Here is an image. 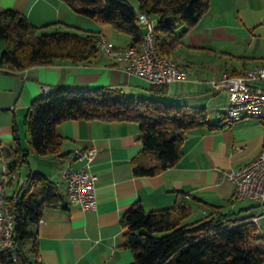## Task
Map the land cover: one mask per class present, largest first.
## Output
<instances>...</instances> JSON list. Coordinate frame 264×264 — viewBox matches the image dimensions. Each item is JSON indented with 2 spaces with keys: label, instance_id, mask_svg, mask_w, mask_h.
Here are the masks:
<instances>
[{
  "label": "crops",
  "instance_id": "0c3cea01",
  "mask_svg": "<svg viewBox=\"0 0 264 264\" xmlns=\"http://www.w3.org/2000/svg\"><path fill=\"white\" fill-rule=\"evenodd\" d=\"M251 4V0H209L205 12L187 32L182 33L185 25L177 21L176 31L181 35L169 57L185 71L186 78L166 84L165 94L152 93L143 78L126 72L121 63L109 59L100 49L85 62L58 61L16 71L0 67V166L17 158L20 172L30 155L32 159L49 157L55 162L54 169L47 172L28 163L27 173L32 170L45 174L65 195L61 171L83 165L72 159L71 153L88 147L98 150L88 167L96 175L94 206L82 209L70 204L66 197L63 205L44 206L35 226L33 264H132L134 255L124 244L125 229L120 219L138 204L145 211L160 209L172 206L183 193L193 219L207 216L210 205L221 206L224 211L232 209L229 202L233 183L223 174L258 155L264 147V122L254 118L229 122L220 115L218 107L209 110L216 106L215 98L223 91H213L210 82L223 74L237 75L255 66L237 69L224 65V69H219L217 63L200 59L199 54H214L222 46L227 50L239 23H246ZM132 6L136 8L137 4ZM5 9L18 11L38 27L69 25L98 32L118 47L132 44L127 33L74 12L64 0H0V12ZM150 17L156 21L155 16ZM140 27L144 32L145 25L140 23ZM3 48L0 41V52ZM43 85L74 90L116 87L130 98L153 95L147 98L203 109L206 122L185 132L177 162L154 175L133 173L132 160L141 153L142 143L137 124L130 121L64 120L56 125V131L63 138L61 153L65 155L39 156L30 149L27 120L29 107L43 96ZM208 111L215 112L211 120ZM255 206L256 201H248L240 208ZM243 211L240 215H250ZM253 212L256 213L252 216L259 215L260 208Z\"/></svg>",
  "mask_w": 264,
  "mask_h": 264
},
{
  "label": "trees",
  "instance_id": "16d2710c",
  "mask_svg": "<svg viewBox=\"0 0 264 264\" xmlns=\"http://www.w3.org/2000/svg\"><path fill=\"white\" fill-rule=\"evenodd\" d=\"M64 1L97 24L127 33L132 44L141 43L144 33L137 13L155 16V44L159 53L169 56L181 35L176 31L177 21L185 25L182 33L187 32L205 12L209 0H136V8L126 0ZM100 37L98 32L69 25L38 27L18 11L5 9L0 12V41L4 43L0 67L16 71L58 61H89L99 51L96 40ZM149 90L167 92L166 84H150ZM205 118L203 109L147 97L130 98L116 87H54L29 107L28 143L39 156H64L63 138L56 131V125L64 120L134 122L140 130L142 149L132 160L133 173L154 175L177 162L185 132L204 124ZM19 163L17 158L12 160L8 169L17 168ZM24 178L26 185L6 197L14 213L13 247L0 253V263H35V226L42 208L63 205L66 197L41 172L30 170ZM229 203L237 202L231 197ZM243 210L224 211L221 206L210 205L207 216L188 220L189 206L183 193L172 206L160 209L145 211L138 204L120 219L125 229L124 244L133 252L132 264H261L264 236L249 221L252 215H240Z\"/></svg>",
  "mask_w": 264,
  "mask_h": 264
},
{
  "label": "built area",
  "instance_id": "2783aa9c",
  "mask_svg": "<svg viewBox=\"0 0 264 264\" xmlns=\"http://www.w3.org/2000/svg\"><path fill=\"white\" fill-rule=\"evenodd\" d=\"M139 23L145 25L142 41L139 46L129 44L118 47L103 37L96 40L97 47L111 60L121 63L122 68L143 78L150 84H168L186 78L185 71L171 57L159 53L155 44L154 28L156 21L145 14L137 13ZM264 25V20H262ZM213 91H226L227 105L220 111L229 122H237L245 118H254L264 122V65L247 69L240 74H223L211 80ZM43 96L48 95L54 86L43 85ZM98 150L95 147L75 149L71 158L83 163L78 168H66L61 171L65 183V195L68 202L80 208H91L95 203L96 175L88 167L94 160ZM224 177L233 183L232 200L241 202L254 199L261 210L259 215L249 221L264 236V147L258 155L234 170L224 172ZM18 168L8 169L3 162L0 169V253L13 247L14 213L6 201L11 193L6 188L16 191L26 185V179L20 177Z\"/></svg>",
  "mask_w": 264,
  "mask_h": 264
},
{
  "label": "rangeland",
  "instance_id": "374dc122",
  "mask_svg": "<svg viewBox=\"0 0 264 264\" xmlns=\"http://www.w3.org/2000/svg\"><path fill=\"white\" fill-rule=\"evenodd\" d=\"M126 1L131 5L137 4L136 0ZM251 3L250 9L246 12V23H239V27L234 32L235 37L229 44V48L226 50L222 46V48H218L219 50H216V53L214 54L203 52L199 54L200 59L209 58L219 65V69H224V65L227 68L235 67L237 69L264 65V25H262V20H264V0H251ZM141 24L143 23L141 22ZM221 49H224L226 52L223 53ZM220 94L221 95L216 96L215 98V102H217L215 104L216 106L210 108L209 110H214L217 107L222 110L227 105V98L225 99V96L227 97L226 91H221ZM214 111H208L209 120H211V117L214 115ZM23 142L24 145L27 144L25 141ZM32 156L33 155H30L28 157V163L29 165L33 164L34 168L38 167L39 169L47 172L51 169H54L55 162L51 158L45 156H35L32 159ZM28 163L23 162L20 167V172L22 171V175L20 176L21 178L27 173ZM6 192L10 193L11 188H6ZM248 201L255 202L254 199L248 198L242 202L233 203L232 209L238 211L240 207L245 206ZM257 207H250L244 210L243 213L249 211L248 213L252 215L253 213H256L253 212V210H255ZM189 219L193 218L189 217L188 220Z\"/></svg>",
  "mask_w": 264,
  "mask_h": 264
}]
</instances>
